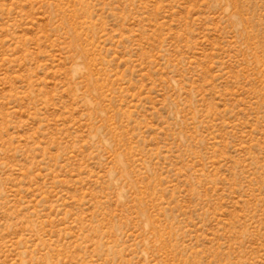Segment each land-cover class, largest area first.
Here are the masks:
<instances>
[{
	"label": "rangeland",
	"instance_id": "1",
	"mask_svg": "<svg viewBox=\"0 0 264 264\" xmlns=\"http://www.w3.org/2000/svg\"><path fill=\"white\" fill-rule=\"evenodd\" d=\"M0 264H264V0H0Z\"/></svg>",
	"mask_w": 264,
	"mask_h": 264
}]
</instances>
